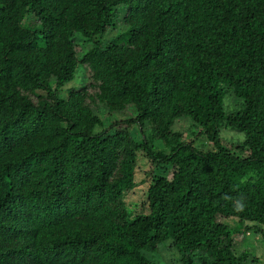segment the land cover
<instances>
[{
  "label": "trees",
  "instance_id": "trees-1",
  "mask_svg": "<svg viewBox=\"0 0 264 264\" xmlns=\"http://www.w3.org/2000/svg\"><path fill=\"white\" fill-rule=\"evenodd\" d=\"M99 104L132 115L104 126ZM248 230L264 242V0H0V264H157L160 244L258 264Z\"/></svg>",
  "mask_w": 264,
  "mask_h": 264
},
{
  "label": "rangeland",
  "instance_id": "rangeland-1",
  "mask_svg": "<svg viewBox=\"0 0 264 264\" xmlns=\"http://www.w3.org/2000/svg\"><path fill=\"white\" fill-rule=\"evenodd\" d=\"M121 13V10L120 12ZM120 15L118 14L117 19L120 21ZM31 20H33V17L31 16L30 18ZM84 47H87V45L85 44ZM76 51H80L81 50V46L77 45L75 47ZM87 79V73L85 72H80V68H78L75 71V75L74 78L65 83L59 93L63 94L64 90L68 87L71 86H77L79 85L81 82H85ZM228 100H226L227 105H231L232 100L231 98H227ZM225 103V100H224ZM96 111L98 113V115L101 118V121L103 122V125L106 126L108 124V122L111 119H124L128 116L132 115V111L130 109V107H127L125 109H123L121 112H119L118 114L116 113H112V114H108L106 111H104V107L102 105H98L96 107ZM182 121H175L173 123V128L175 129H179V131L181 132V137L184 138L185 140H191L194 138V134L189 132L190 129L186 128V125L181 123ZM121 125L124 124L122 122H120ZM127 130L130 132V135L137 141L140 140V133L138 128L131 124L129 125V127L127 128ZM220 138L222 139V143H236L239 142L243 139V134L241 132L229 129V128H222L220 130ZM154 145H156L157 147H161L160 143L158 141H153ZM194 144L196 147L205 150L207 147H209L210 144L208 143H200L198 141V138L195 140L194 139ZM148 163L146 161V159L141 155V153L137 154V162H136V166L134 169V181H135V186L129 190L128 192L124 193V202L127 206H129L130 208L136 210V211H142L140 210V203L143 202L144 200V188H145V180H146V172L148 170ZM143 212V211H142ZM215 221L216 222H220L223 223L225 225H227L229 228H232L236 225H238L237 223V219L235 217H222L219 215H216L215 217ZM233 247L236 251L239 250H246L251 254H254L257 259H258V264H264V242L262 241V239L260 238V235L256 232H252V231H245L244 235L241 234H236V236L233 237ZM148 258L154 260L157 264H180L178 259V253L176 252V250H174V248H164L162 247V245L160 244L157 251L150 253L147 255Z\"/></svg>",
  "mask_w": 264,
  "mask_h": 264
}]
</instances>
